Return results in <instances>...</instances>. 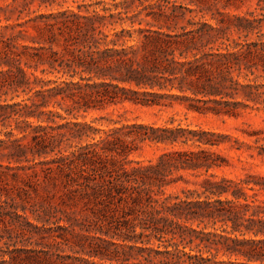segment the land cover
I'll return each mask as SVG.
<instances>
[{
    "label": "trees",
    "instance_id": "obj_1",
    "mask_svg": "<svg viewBox=\"0 0 264 264\" xmlns=\"http://www.w3.org/2000/svg\"><path fill=\"white\" fill-rule=\"evenodd\" d=\"M147 1L0 7V243H23L0 244V264H264V175L213 172L228 134L85 120L123 102L236 118L264 108L263 13L178 26L171 0ZM145 145L165 149L129 158ZM189 174L197 187L167 192Z\"/></svg>",
    "mask_w": 264,
    "mask_h": 264
},
{
    "label": "rangeland",
    "instance_id": "obj_2",
    "mask_svg": "<svg viewBox=\"0 0 264 264\" xmlns=\"http://www.w3.org/2000/svg\"><path fill=\"white\" fill-rule=\"evenodd\" d=\"M11 0H0V7H5ZM22 1V0H19ZM30 2V11L38 10L40 12L57 11L61 9H73L79 11V5H82L81 10L84 12L85 5H89L99 0H66L64 4L58 5L54 3L49 5L48 3L40 4L43 0H28ZM112 2L113 0H105ZM121 1V0H116ZM172 9L176 10L178 14H183V17L179 19L178 26L187 25L188 20L207 21L213 25L228 24L234 19V15H247L248 12H253L256 16L264 14V10L260 9L258 3L259 0H171ZM50 2V1H48ZM166 0H148L146 4H151L156 10L158 4H166ZM137 4H139L137 2ZM174 4V6H173ZM141 8V6L139 7ZM191 8L193 11H189ZM27 12V11H26ZM27 14V13H25ZM4 16L3 11L0 9V18ZM17 13L14 14V18ZM148 21L156 28L159 25L165 26L164 19L147 18ZM223 21V23H220ZM174 22H172V26ZM143 26L146 25V21L143 22ZM231 37H237L238 34L234 31L227 33ZM255 36H251V39ZM64 113L63 110H59ZM103 117V118H101ZM80 120L84 118L80 116ZM85 120H96L95 125L101 128H109L113 126H120L126 123L133 122H156L158 124L170 123L174 120V124L181 123L184 126H191L194 128L202 127L205 129L228 134L230 139L227 143L212 148L213 151L219 153L227 158V165L223 168L214 169L213 172L221 175H227L232 178L240 179L245 178L248 174H260L264 175V108L261 109H247L239 117L229 116H216L213 114L201 115L195 112L187 111L184 107L176 105L172 108H159V107H147L131 102H123L118 104H111L106 106L102 110H91L86 114ZM18 131H16L17 133ZM165 146L145 145L142 149L136 151L130 155V159L139 160L147 163L149 160H155L157 156L163 152ZM2 161L6 163V160ZM192 180L191 183H180L178 186L168 188L167 192L177 193L180 192L181 187H197L194 181H200L201 178H195L192 175H188ZM249 193L252 191L249 190ZM264 198V196H261ZM38 201L39 196L33 194L31 201ZM22 212V211H20ZM31 216V212L28 211ZM34 221V219L31 217ZM0 228H3V224L0 223ZM48 235V233H46ZM72 240L77 239L69 234ZM35 239H33L34 241ZM6 238H3L1 245L3 248H7L5 244ZM48 242V239L45 238ZM10 244V248L16 246L21 247L23 243L18 242L14 245L13 241H7ZM13 243V244H12ZM62 244L65 252H71L69 245ZM27 246L33 247V244L27 243Z\"/></svg>",
    "mask_w": 264,
    "mask_h": 264
}]
</instances>
